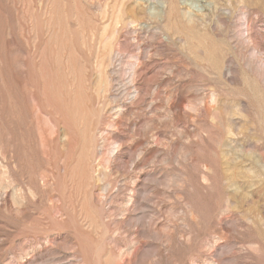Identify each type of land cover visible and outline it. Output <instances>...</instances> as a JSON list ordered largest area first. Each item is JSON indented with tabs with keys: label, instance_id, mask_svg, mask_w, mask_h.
Returning <instances> with one entry per match:
<instances>
[{
	"label": "rangeland",
	"instance_id": "374dc122",
	"mask_svg": "<svg viewBox=\"0 0 264 264\" xmlns=\"http://www.w3.org/2000/svg\"><path fill=\"white\" fill-rule=\"evenodd\" d=\"M0 264H264V0H0Z\"/></svg>",
	"mask_w": 264,
	"mask_h": 264
}]
</instances>
